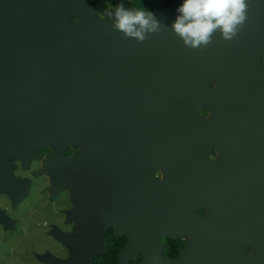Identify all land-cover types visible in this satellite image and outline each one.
Masks as SVG:
<instances>
[{
  "label": "water",
  "instance_id": "water-1",
  "mask_svg": "<svg viewBox=\"0 0 264 264\" xmlns=\"http://www.w3.org/2000/svg\"><path fill=\"white\" fill-rule=\"evenodd\" d=\"M2 1L0 192L15 205L26 197L30 180L14 176L11 159L18 157L29 168L30 161L39 158L40 148L49 147L53 152L35 175L50 176L51 196L68 184L76 199L82 180L65 177L62 151L67 143L84 142L87 152L100 157L96 161L100 166L88 171L85 181L98 191L90 195L101 202L97 207L98 200L84 204L72 200L73 209L67 212L84 223L85 235L54 232L73 248L72 259L51 254L42 259L49 264H94L103 249V235L90 230L93 220H79L82 206L99 214L106 230L113 174H124L130 159L137 166L143 158L149 191L170 199L149 196L150 234L157 235L160 214L172 204L182 226L186 214L195 223L189 233L196 238L177 264H264V185L258 186L253 178L234 190L207 189L204 177H199L206 165L209 126L225 132L229 144L224 152L232 149L230 157H235L242 148L243 119L264 117V0H246L247 19L233 40L226 41L217 32L201 49L186 47L171 30L183 0L155 14L161 31L143 43L124 38L108 18L84 7L82 0ZM73 16L78 18L75 26ZM199 108L214 110L215 120L209 126L210 120L200 118ZM255 133L256 124L250 135L257 143ZM222 139L220 133L214 141ZM112 149L116 167L109 159ZM159 166L168 171L163 187L154 178ZM189 196L191 200L176 199ZM209 197L235 200L224 204L205 200ZM199 201L217 209L213 219L193 218ZM0 222L6 229L15 227L3 210ZM249 245L254 252L239 258Z\"/></svg>",
  "mask_w": 264,
  "mask_h": 264
},
{
  "label": "flooded vegetation",
  "instance_id": "flooded-vegetation-1",
  "mask_svg": "<svg viewBox=\"0 0 264 264\" xmlns=\"http://www.w3.org/2000/svg\"><path fill=\"white\" fill-rule=\"evenodd\" d=\"M82 3L84 7L95 12L100 18H108L106 12L109 10L110 5L114 9L116 4L122 3L124 7L145 8L156 14L158 11L171 7L175 3V0H82ZM0 6H3L2 0H0ZM77 22L78 18L73 16L71 23L75 26ZM111 23H114V21ZM214 86L215 83H212V87ZM198 113L200 118L203 117L206 120H210L207 122L208 126L215 120L213 109L199 108ZM220 119L222 118L217 120ZM243 123L244 125L239 127L242 148L238 149L235 157H230V155H233L232 149L224 152L229 144L224 136L225 132H221L219 126H209V135L206 140L209 149L204 153L206 165L203 168L204 172H200L201 174L199 175V177H204L207 189H214L216 187H226L229 189L232 187L234 190L235 187H243L244 184L249 185L253 178L257 180L258 186L264 185V117L259 115L246 117L243 119ZM255 124V135L259 138L257 143L252 135H250V129ZM220 133L223 135V139L218 142L214 141L216 135ZM85 147L86 144L84 142L67 143L66 148L62 151V157L64 158V167L62 166V169H64L65 177L76 176L82 180V182H79L80 196L78 198L75 199L73 190L69 187L70 185L67 184L68 187L62 190V192L68 191L67 196L63 200H67L69 203V206L63 210L64 222L67 224L63 232L70 235L83 236L85 235V225L80 219L93 220L90 230L94 233L97 231L101 232L103 235V249L95 257L94 264H177L182 259L183 250L187 248L191 239L196 238L195 234L189 233L195 230V223H193L192 215L186 214L182 215L185 222L184 226H182L178 220L179 216L175 212V205L172 204L164 214H160V219L162 220L156 224L157 235L150 234V224L148 223L149 196L152 197V200L170 199L164 198L160 192L149 191L146 181L147 176L143 173L145 167L143 158H141V165L134 166L132 159H130L124 174H113L115 179L113 184L111 182L109 191L110 212L108 216L109 224L106 230L101 228L100 215L87 212L83 206V211L79 215V223L72 218V214H67L68 211L73 209L74 204L72 200H82L83 204L89 200H98L97 207L101 202L99 200H102L98 196L90 195L92 193L98 194V191L85 181L87 179V172L100 166L96 164V161H100V157L95 155V151L93 153L87 152ZM111 151L112 153L109 156L110 163H113L116 167V149H112ZM51 152L53 151L49 147L40 148L39 158L32 159L29 168H24V164L18 157L12 158L11 161L16 165L14 176L19 177L16 174L19 168L24 170L29 176H36L35 173L44 165L43 160ZM224 155L226 156L224 157ZM193 168L195 169V167ZM257 170L262 171L259 172ZM45 175L42 174L36 177ZM29 176L22 177V180H31ZM112 177V174H110L111 179ZM167 177V169L159 166L154 173V178L162 185L161 187L166 185ZM171 177L170 175L169 178ZM48 188L49 186L46 187V190ZM54 197H52L53 200L57 199L56 195ZM176 199L191 200L190 196L188 199H181L180 197ZM205 200H214L218 203L226 204L230 201L232 202L235 198L209 197ZM240 201L238 200V202ZM21 202L22 200H19L15 205L14 200H8V203L14 208H17ZM0 210H3L9 218H13L8 206H3L0 203ZM216 210L210 208L204 201H199L192 213L193 218L197 215L201 219H213L216 215ZM2 224L1 222L0 225L3 226L4 224ZM253 252V247L249 245L246 252L240 254L238 257L242 258L244 255H250Z\"/></svg>",
  "mask_w": 264,
  "mask_h": 264
},
{
  "label": "rangeland",
  "instance_id": "rangeland-1",
  "mask_svg": "<svg viewBox=\"0 0 264 264\" xmlns=\"http://www.w3.org/2000/svg\"><path fill=\"white\" fill-rule=\"evenodd\" d=\"M16 174L21 180L22 177L29 176L21 168ZM29 178L28 195L17 208L8 203L11 199L7 193L0 192V203L8 206L13 216L10 219L15 225L13 229L0 225V264H49L42 259L46 254L61 260H71L73 248L54 235L56 231L66 233L63 232L64 227H67L63 210L69 203L63 198L68 191L61 190L56 194L57 199L53 200L54 196L46 190L50 186V176Z\"/></svg>",
  "mask_w": 264,
  "mask_h": 264
},
{
  "label": "clouds",
  "instance_id": "clouds-1",
  "mask_svg": "<svg viewBox=\"0 0 264 264\" xmlns=\"http://www.w3.org/2000/svg\"><path fill=\"white\" fill-rule=\"evenodd\" d=\"M246 0H183L171 30L186 47L206 48L219 32L222 39L233 40L247 19ZM106 16L115 30L124 38L145 42L151 34L161 31V22L153 11L145 8H125L116 4L109 6Z\"/></svg>",
  "mask_w": 264,
  "mask_h": 264
}]
</instances>
